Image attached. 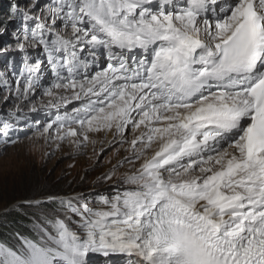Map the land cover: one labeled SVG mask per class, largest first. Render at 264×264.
Returning <instances> with one entry per match:
<instances>
[{"label":"snow or ice","instance_id":"1","mask_svg":"<svg viewBox=\"0 0 264 264\" xmlns=\"http://www.w3.org/2000/svg\"><path fill=\"white\" fill-rule=\"evenodd\" d=\"M9 25L0 159L29 125L125 155L103 192L13 204L0 264H264V0H14Z\"/></svg>","mask_w":264,"mask_h":264},{"label":"rangeland","instance_id":"2","mask_svg":"<svg viewBox=\"0 0 264 264\" xmlns=\"http://www.w3.org/2000/svg\"><path fill=\"white\" fill-rule=\"evenodd\" d=\"M9 3L14 0H6ZM25 0H20L21 7ZM6 15L0 17L3 19ZM14 27L9 25L7 32L0 34V73L7 69L8 61L14 57L11 54H3L2 50L9 45L14 47V39L11 35ZM17 68L19 58L15 57ZM6 92L0 89V118H3L15 105L12 101L4 102ZM36 106L40 107V98L37 97ZM30 116L46 122L44 112L29 113ZM26 135L23 136V144L16 149L9 148L8 155L0 159V221L13 212L23 215L24 211L12 208L13 204L30 199L38 194L53 193L61 196H70L77 192L95 194L103 192L108 185L97 181V177L115 163L125 153L115 154V150L106 152L100 159L99 165L94 164L92 149L89 147L86 154H75V150L67 143L57 148L54 141L47 144L44 139L37 138L33 125L24 127ZM104 137H98L103 140ZM111 139V137H108ZM107 147V145H105ZM99 150V145L97 146ZM26 219L29 218L23 215ZM30 226V221L28 226ZM96 258V264H105L100 256Z\"/></svg>","mask_w":264,"mask_h":264},{"label":"trees","instance_id":"3","mask_svg":"<svg viewBox=\"0 0 264 264\" xmlns=\"http://www.w3.org/2000/svg\"><path fill=\"white\" fill-rule=\"evenodd\" d=\"M10 4L11 3L6 0H0V17L9 12ZM28 222V219L16 212L4 217L3 220L0 221V239L7 238L8 233L12 232L14 229L21 228V225L27 227Z\"/></svg>","mask_w":264,"mask_h":264}]
</instances>
